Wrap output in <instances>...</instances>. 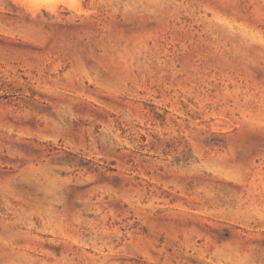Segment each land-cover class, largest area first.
Instances as JSON below:
<instances>
[{"label":"rangeland","instance_id":"1","mask_svg":"<svg viewBox=\"0 0 264 264\" xmlns=\"http://www.w3.org/2000/svg\"><path fill=\"white\" fill-rule=\"evenodd\" d=\"M0 264H264V0H0Z\"/></svg>","mask_w":264,"mask_h":264}]
</instances>
